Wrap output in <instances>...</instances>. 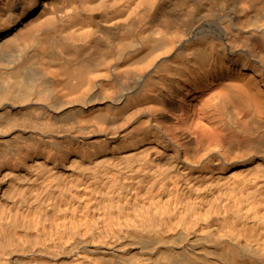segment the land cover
<instances>
[{
	"label": "bare ground",
	"instance_id": "bare-ground-1",
	"mask_svg": "<svg viewBox=\"0 0 264 264\" xmlns=\"http://www.w3.org/2000/svg\"><path fill=\"white\" fill-rule=\"evenodd\" d=\"M0 264H264V0H0Z\"/></svg>",
	"mask_w": 264,
	"mask_h": 264
}]
</instances>
